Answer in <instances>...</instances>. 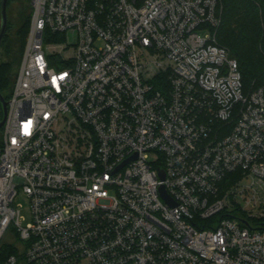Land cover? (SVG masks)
<instances>
[{"label":"built area","instance_id":"built-area-1","mask_svg":"<svg viewBox=\"0 0 264 264\" xmlns=\"http://www.w3.org/2000/svg\"><path fill=\"white\" fill-rule=\"evenodd\" d=\"M29 9L0 144V257L11 230L18 251L0 264H264V86L217 43L219 0ZM67 33L64 61L47 51Z\"/></svg>","mask_w":264,"mask_h":264},{"label":"trees","instance_id":"trees-1","mask_svg":"<svg viewBox=\"0 0 264 264\" xmlns=\"http://www.w3.org/2000/svg\"><path fill=\"white\" fill-rule=\"evenodd\" d=\"M219 2L222 11L221 22L216 31L217 43L226 47L230 56L237 60L245 90L264 86V0H219ZM29 16L19 23L14 38L6 40V34L0 49L5 52L6 57L4 62L0 61V94L5 100L12 92L16 71L12 82L8 74L21 60L29 28ZM231 177L233 176L225 178L221 184L223 188L227 186V181ZM2 248L0 261L5 255L15 252L13 247L2 246Z\"/></svg>","mask_w":264,"mask_h":264},{"label":"rangeland","instance_id":"rangeland-1","mask_svg":"<svg viewBox=\"0 0 264 264\" xmlns=\"http://www.w3.org/2000/svg\"><path fill=\"white\" fill-rule=\"evenodd\" d=\"M30 15V9H29V0H10L8 8H7V18H8V23H9V30L7 31V37L6 40H11L14 38V32L19 25V23L25 19L27 16ZM30 17V16H29ZM30 19V18H29ZM59 36L58 41L54 43L53 47L50 48L47 52L50 55L58 54L60 52L61 57L63 58L64 61H67L69 59V54L70 50L67 52L63 48L66 46V44L71 45L72 47L76 43V35L73 33H67L64 36ZM6 60L5 57V52L3 50H0V61L4 62ZM19 64H15L10 73L8 74L10 82H12L13 76L15 74L16 69H18ZM0 144L2 140V130L0 129ZM151 157H154L151 155ZM15 205L16 208L19 211V216L21 220V223L23 226L27 225L31 221V212H30V205H29V200L25 196L24 193L19 192V194L15 198ZM18 238L17 234L13 232L12 230L9 231L6 236L4 237L2 243H1V248L2 246L4 248L6 247H13L15 251H18ZM3 249V248H2Z\"/></svg>","mask_w":264,"mask_h":264},{"label":"water","instance_id":"water-1","mask_svg":"<svg viewBox=\"0 0 264 264\" xmlns=\"http://www.w3.org/2000/svg\"><path fill=\"white\" fill-rule=\"evenodd\" d=\"M10 0H0V49L7 34L8 29V18H7V8ZM0 106L2 110V119L0 120V129L2 128L5 118H6V111H7V101L4 97L0 94ZM164 174L163 172L160 173V178L163 179ZM161 193L164 198L166 195L161 188Z\"/></svg>","mask_w":264,"mask_h":264}]
</instances>
